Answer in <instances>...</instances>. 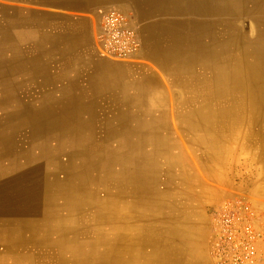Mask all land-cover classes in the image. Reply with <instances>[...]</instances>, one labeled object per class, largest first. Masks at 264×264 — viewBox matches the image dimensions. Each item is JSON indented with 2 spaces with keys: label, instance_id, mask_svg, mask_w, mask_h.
Here are the masks:
<instances>
[{
  "label": "crops",
  "instance_id": "0c3cea01",
  "mask_svg": "<svg viewBox=\"0 0 264 264\" xmlns=\"http://www.w3.org/2000/svg\"><path fill=\"white\" fill-rule=\"evenodd\" d=\"M222 1L0 0V264H216L240 194L264 234L258 11ZM99 8L140 22L134 61L97 55Z\"/></svg>",
  "mask_w": 264,
  "mask_h": 264
},
{
  "label": "built area",
  "instance_id": "2783aa9c",
  "mask_svg": "<svg viewBox=\"0 0 264 264\" xmlns=\"http://www.w3.org/2000/svg\"><path fill=\"white\" fill-rule=\"evenodd\" d=\"M99 13L93 29L97 55L114 61H134L141 48L139 25L116 8ZM240 196L225 200L211 211V253L216 264H264V234L258 228V210L252 201Z\"/></svg>",
  "mask_w": 264,
  "mask_h": 264
},
{
  "label": "bare ground",
  "instance_id": "6f19581e",
  "mask_svg": "<svg viewBox=\"0 0 264 264\" xmlns=\"http://www.w3.org/2000/svg\"><path fill=\"white\" fill-rule=\"evenodd\" d=\"M130 1V0H129ZM242 1V3L244 4L245 6V9H246V6H251L252 5V8L253 10H257V11H262L264 10V0H255V3H252L250 5V3H248V0H240V2ZM154 3V2H153ZM223 3L222 0H191L189 1V4L179 0V3L177 4V7H176V10L177 11H181L183 10L186 6L187 8H191L193 11L194 10H199V11H202V13L204 12L205 14L207 13H213V14H217L220 13L219 12V8L218 6L221 5ZM174 4V3H173ZM229 8L231 7V4L229 2ZM237 5V4H236ZM226 7V6H225ZM241 7V6H240ZM136 9V8H135ZM225 9V8H223ZM233 9V8H232ZM241 9V8H240ZM119 10V9H118ZM229 10V9H226V11ZM239 10V8H238ZM120 11V10H119ZM240 11V10H239ZM245 11V10H244ZM122 12V11H121ZM229 12V11H228ZM237 12V11H236ZM264 12V11H263ZM123 13V12H122ZM259 13V12H258ZM125 14V13H124ZM210 14V15H211ZM233 14V12L231 13ZM127 15V14H126ZM225 16H227L228 14H224ZM223 15V16H224ZM242 15V14H241ZM244 15V14H243ZM249 15V14H248ZM129 16V15H128ZM209 16V15H208ZM222 16V17H223ZM130 17V16H129ZM231 17V16H230ZM227 18V17H226ZM229 19V18H228ZM252 19V18H251ZM264 19V18H263ZM146 20V19H145ZM135 21V20H134ZM225 21V20H224ZM227 21V20H226ZM225 21V22H226ZM254 23L256 24V27H252L253 25L248 21V20H245L243 21V26H245L246 28V32L247 31H251L253 30L251 33H254L255 36H256V41H258L257 43H255V46L256 47H259L261 46V43L259 41H261V38L264 39V20H262L260 17H255L253 19ZM169 22V21H168ZM134 23V22H133ZM176 23V22H175ZM219 23V22H218ZM213 24H215V22H213ZM234 24V23H233ZM230 26V25H229ZM235 27V26H234ZM220 28V27H219ZM233 28V27H232ZM140 29V28H138ZM212 29L214 32L217 31L218 27L216 25H212ZM228 29V28H227ZM234 30V29H233ZM212 31V32H213ZM140 32V31H139ZM223 32V31H222ZM235 32V31H234ZM226 33V32H225ZM230 33V32H229ZM232 33V32H231ZM149 35V34H148ZM223 35V34H222ZM240 36V35H239ZM252 36V35H251ZM220 37V36H219ZM250 37V36H249ZM140 38H141V47H142V37H141V33H140ZM163 38V37H162ZM240 38V37H239ZM241 39V38H240ZM221 41V40H220ZM246 43V42H245ZM234 47V46H233ZM262 47V46H261ZM141 49V48H140ZM185 49V48H184ZM250 49V48H249ZM262 48H260V51H261ZM236 50V49H235ZM258 50V49H257ZM230 52V51H229ZM233 52V51H232ZM214 54V53H213ZM225 54V53H224ZM232 54V53H231ZM221 55V54H220ZM138 56V55H137ZM216 57V56H215ZM222 57V56H221ZM232 61V60H231ZM235 61V60H234ZM214 62V61H213ZM230 62V60H229ZM216 63V62H214ZM219 68V67H218ZM229 71L232 70L233 72V77L236 78L237 76H239V74H236L237 73V69H236V66H232V64H229ZM220 72V71H219ZM219 72H218V75H219ZM238 73H239V70H238ZM229 74V73H228ZM228 77V75H227ZM231 78V76H229ZM233 78V79H234ZM220 80V79H219ZM237 86V85H236ZM231 90V88H229ZM251 89V87H250ZM221 90V89H220ZM263 92V91H262ZM261 92V93H262ZM217 93V92H216ZM218 97V96H217ZM218 99V98H217ZM232 101V100H231ZM213 102V101H212ZM14 142V141H13Z\"/></svg>",
  "mask_w": 264,
  "mask_h": 264
},
{
  "label": "rangeland",
  "instance_id": "374dc122",
  "mask_svg": "<svg viewBox=\"0 0 264 264\" xmlns=\"http://www.w3.org/2000/svg\"><path fill=\"white\" fill-rule=\"evenodd\" d=\"M181 1H183V2H185L186 4L188 3L189 4V1H191V0H181ZM251 0H248V3H250V4H252V3H255V0H252L251 2H250ZM261 1V0H260ZM101 10H103L102 8H99L98 10H97V13H96V16L94 17V20H96V18L99 16V11H101ZM195 12H202V11H197V10H194ZM191 8H187V6L183 9V10H181V11H177L178 13H181V14H188V13H190V12H194ZM264 10H262V11H258L259 13H257L256 14V16L258 15V17H260L262 20H264L263 18H264V12H263ZM204 13V12H203ZM240 18H242V17H240ZM137 24H139V26L141 25L140 24V22H138ZM242 27H243V22H242ZM244 29L246 30V28H245V26H244ZM261 43H262V45L264 46V39L263 40H261Z\"/></svg>",
  "mask_w": 264,
  "mask_h": 264
}]
</instances>
